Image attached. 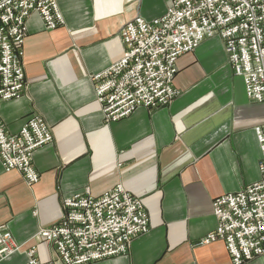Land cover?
Listing matches in <instances>:
<instances>
[{"label": "crops", "instance_id": "0c3cea01", "mask_svg": "<svg viewBox=\"0 0 264 264\" xmlns=\"http://www.w3.org/2000/svg\"><path fill=\"white\" fill-rule=\"evenodd\" d=\"M168 2L57 0L63 23L54 30L35 13L27 18L26 88L0 102V124L16 134L39 116L52 142L33 153V186L0 163V226L21 246L1 264H25L32 246L38 261L61 264L36 239L39 230L60 221L65 199L86 191L98 198L116 185L141 200L149 230L125 255L91 264H232L222 241L200 243L216 229L213 201L259 180L254 128L264 125V102L247 98L221 40L205 39L177 59L179 94L166 107L105 123L96 101L93 77L122 57L121 27L161 17Z\"/></svg>", "mask_w": 264, "mask_h": 264}, {"label": "built area", "instance_id": "2783aa9c", "mask_svg": "<svg viewBox=\"0 0 264 264\" xmlns=\"http://www.w3.org/2000/svg\"><path fill=\"white\" fill-rule=\"evenodd\" d=\"M37 14L46 30L63 23L57 0H0V102L18 99L26 85L22 70L26 20ZM119 61L93 77L96 101L105 123L118 122L137 109L169 105L177 59L202 41L217 37L227 64L243 81L248 99L264 102V0H169L164 15L146 22L136 17L124 24ZM260 150L259 180L212 203L217 225L200 244L222 241L232 264L260 259L264 263V125L254 128ZM52 142L49 126L30 116L16 134L0 124V163L18 172L28 186L39 180L33 167L35 150ZM63 215L36 239L49 243L61 264H91L125 255L132 240L149 230L140 199L116 185L98 198L88 191L65 199ZM21 246L0 226V264ZM25 264L40 262L35 248Z\"/></svg>", "mask_w": 264, "mask_h": 264}, {"label": "bare ground", "instance_id": "6f19581e", "mask_svg": "<svg viewBox=\"0 0 264 264\" xmlns=\"http://www.w3.org/2000/svg\"><path fill=\"white\" fill-rule=\"evenodd\" d=\"M33 247V246H32Z\"/></svg>", "mask_w": 264, "mask_h": 264}]
</instances>
